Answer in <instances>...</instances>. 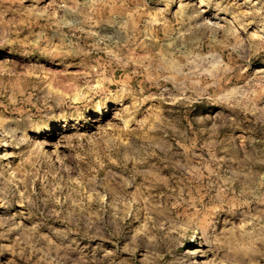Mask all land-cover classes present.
Returning a JSON list of instances; mask_svg holds the SVG:
<instances>
[{
    "label": "rangeland",
    "instance_id": "374dc122",
    "mask_svg": "<svg viewBox=\"0 0 264 264\" xmlns=\"http://www.w3.org/2000/svg\"><path fill=\"white\" fill-rule=\"evenodd\" d=\"M0 264H264V0H0Z\"/></svg>",
    "mask_w": 264,
    "mask_h": 264
},
{
    "label": "bare ground",
    "instance_id": "6f19581e",
    "mask_svg": "<svg viewBox=\"0 0 264 264\" xmlns=\"http://www.w3.org/2000/svg\"><path fill=\"white\" fill-rule=\"evenodd\" d=\"M188 251L187 252H192V253H196L198 252L197 248H194V247H190V248H187ZM197 259V258H196Z\"/></svg>",
    "mask_w": 264,
    "mask_h": 264
}]
</instances>
